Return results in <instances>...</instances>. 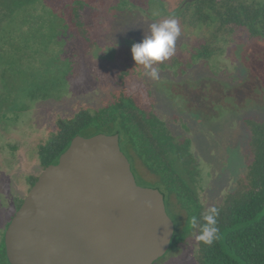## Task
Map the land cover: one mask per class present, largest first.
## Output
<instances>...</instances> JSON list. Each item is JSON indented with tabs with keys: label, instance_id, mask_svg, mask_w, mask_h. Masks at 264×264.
Listing matches in <instances>:
<instances>
[{
	"label": "rangeland",
	"instance_id": "374dc122",
	"mask_svg": "<svg viewBox=\"0 0 264 264\" xmlns=\"http://www.w3.org/2000/svg\"><path fill=\"white\" fill-rule=\"evenodd\" d=\"M184 1L94 0L86 14L94 17L91 30L95 46L87 54L79 45L75 48L66 44H75L76 38L60 39L65 21L61 14L71 0H52L51 4L46 1L44 10L38 6L34 11L37 17L31 18L32 23L14 32L13 42L22 37L29 39L26 30L32 28L31 24L42 21L49 25L41 12L46 16L52 9L60 15L55 18L59 23L55 35L58 43H52L48 50L38 47V60L31 58L30 48L21 52L5 45L3 49L4 56L20 63L0 62V241L16 204L27 194L28 177L39 175L43 169L38 148L53 136L56 120L70 119L81 110L95 113L111 101L115 91L137 82H143L153 92L155 111L172 134L191 138L190 150L200 169L192 185L202 205L208 208L220 204L228 192L238 188L252 159L251 134L245 119L264 121V39H249L239 29L219 42L221 50L217 53L193 58L210 28L193 23L191 7L183 6ZM169 18L177 21L180 34L174 55L165 60L167 66L153 65L158 69V79L153 80L142 65H135L130 49L149 34L153 23ZM17 46L13 43L15 49ZM52 52L57 54L56 64L46 73L43 54ZM21 55L25 57L18 58ZM177 57L179 63L172 66V59L176 61ZM174 116L185 125L175 121ZM96 133L99 131L92 126L79 131L84 137ZM120 146L136 182L165 192L129 147L123 133ZM166 210L175 231L185 226L186 211L175 199L166 202ZM179 240L152 264H196V231H188Z\"/></svg>",
	"mask_w": 264,
	"mask_h": 264
},
{
	"label": "trees",
	"instance_id": "16d2710c",
	"mask_svg": "<svg viewBox=\"0 0 264 264\" xmlns=\"http://www.w3.org/2000/svg\"><path fill=\"white\" fill-rule=\"evenodd\" d=\"M46 1L52 3V0H0V62L3 65L18 62L10 56H4L5 45L21 52L30 48L33 52L31 58L38 60V47L48 50L52 43H58L55 35L58 33L59 23L55 21L60 15L52 9L47 11L46 16L41 12L43 20L47 19L49 25H44L42 21L31 24V29H25L30 38L22 37L13 42L16 38L14 32L22 31L24 26L32 23L31 18L37 17L34 11L38 6L44 10ZM93 1L71 0L61 14L65 21L61 25L64 36L60 39L69 41L76 38L75 44H66L75 48L79 45L84 54L92 51L95 46V35L91 30L94 17L86 14L87 10L91 11L93 8ZM183 6H188V9L191 7L193 23L210 28L209 36L193 58H208L217 53L221 50L219 42L225 41L229 34L239 29H243L249 39H264V0H185ZM28 42H32L33 46L28 45ZM13 43L18 45L16 49ZM56 55V52L43 54L44 65L47 66L44 72L53 69ZM23 57L25 56L21 55L18 58ZM60 57L58 61L61 60ZM178 57L175 58L176 61L172 59V66L179 63ZM158 65L165 68L167 62L163 61ZM154 105L153 92L143 82H137L115 91L111 101L95 113L81 110L70 119H57L53 136L38 148L41 166L44 168L56 163L81 128L92 126L97 132L106 129L108 134L123 133L129 147L165 190L163 192L157 187L164 194L165 207L167 201L175 199L186 211V224L179 231L174 230L170 247L173 242L175 245L179 239H183L190 230H195L197 237L200 226L204 223L203 216L210 208H216V238L211 245L196 239V264H264V121L245 119L251 134L249 146L252 155L247 172L238 188L228 192L222 203L206 208L192 185L199 176L200 169L190 150L191 138L188 135L176 138L157 115ZM174 120L185 125L178 116H174ZM36 179L37 176L28 177L30 184ZM193 217L198 222L195 227L191 223ZM0 264H10L3 238L0 242Z\"/></svg>",
	"mask_w": 264,
	"mask_h": 264
},
{
	"label": "water",
	"instance_id": "95a60500",
	"mask_svg": "<svg viewBox=\"0 0 264 264\" xmlns=\"http://www.w3.org/2000/svg\"><path fill=\"white\" fill-rule=\"evenodd\" d=\"M175 230L157 187L136 182L118 132L75 135L12 216L10 264H152Z\"/></svg>",
	"mask_w": 264,
	"mask_h": 264
},
{
	"label": "clouds",
	"instance_id": "9594fccd",
	"mask_svg": "<svg viewBox=\"0 0 264 264\" xmlns=\"http://www.w3.org/2000/svg\"><path fill=\"white\" fill-rule=\"evenodd\" d=\"M180 34V28L174 18L165 19L160 23L150 26L149 34L139 43L131 46L132 59L135 65H142L146 69V75L155 80L158 79V69L154 64L163 62L175 53L176 40ZM218 209L210 208L203 216L204 223L200 226V234L196 239L206 245H211L216 238V216ZM191 223L195 227L197 219L192 218Z\"/></svg>",
	"mask_w": 264,
	"mask_h": 264
},
{
	"label": "flooded vegetation",
	"instance_id": "af4514ba",
	"mask_svg": "<svg viewBox=\"0 0 264 264\" xmlns=\"http://www.w3.org/2000/svg\"><path fill=\"white\" fill-rule=\"evenodd\" d=\"M42 171V170H41ZM37 177H38V175H37ZM35 182V181H34ZM33 184H30L29 185V188H28V190L31 188V186H32ZM28 190H27V192H28ZM26 196V195H25ZM25 197H23L17 204H16V209H15V211H14V213L12 214V216L15 214V212L17 211V209L19 208V206L21 205V203H22V201H23V199H24ZM12 216H11V218H12ZM7 228V227H6ZM6 230V229H5ZM5 232V231H4ZM3 239H4V233H3V237H2ZM1 242V241H0Z\"/></svg>",
	"mask_w": 264,
	"mask_h": 264
}]
</instances>
